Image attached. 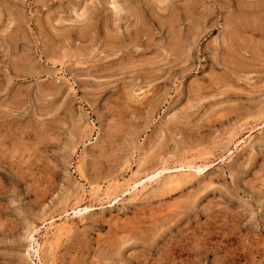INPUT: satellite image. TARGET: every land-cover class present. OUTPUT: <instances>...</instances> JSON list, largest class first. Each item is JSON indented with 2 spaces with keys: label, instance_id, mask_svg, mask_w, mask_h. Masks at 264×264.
Listing matches in <instances>:
<instances>
[{
  "label": "rangeland",
  "instance_id": "1",
  "mask_svg": "<svg viewBox=\"0 0 264 264\" xmlns=\"http://www.w3.org/2000/svg\"><path fill=\"white\" fill-rule=\"evenodd\" d=\"M0 264H264V0H0Z\"/></svg>",
  "mask_w": 264,
  "mask_h": 264
},
{
  "label": "bare ground",
  "instance_id": "2",
  "mask_svg": "<svg viewBox=\"0 0 264 264\" xmlns=\"http://www.w3.org/2000/svg\"><path fill=\"white\" fill-rule=\"evenodd\" d=\"M176 182H177V181H176ZM131 184H132V183H131ZM131 184L129 185L130 189L136 188V187H138L139 185H141V184H140V181H139V182L137 181V182L133 183L132 185H131ZM126 185H127V183H126ZM109 193H110V192H109Z\"/></svg>",
  "mask_w": 264,
  "mask_h": 264
}]
</instances>
